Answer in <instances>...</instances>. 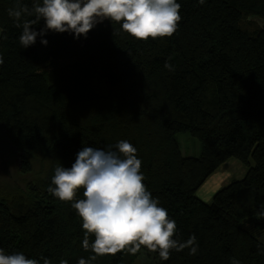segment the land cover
I'll use <instances>...</instances> for the list:
<instances>
[{
  "label": "trees",
  "instance_id": "1",
  "mask_svg": "<svg viewBox=\"0 0 264 264\" xmlns=\"http://www.w3.org/2000/svg\"><path fill=\"white\" fill-rule=\"evenodd\" d=\"M177 2L182 19L171 37L137 40L105 20L87 38L49 31L47 46L37 37L23 48L8 10L31 8L33 0H0V159H18L24 173L41 165L25 190L0 195V248L7 253L52 264L94 255L82 247L71 202L48 188L55 168H70L83 147L114 149L127 140L142 161L143 183L176 221L177 237L195 234L199 250L173 251L163 261L142 247L90 264H264V26L253 18L264 19V0ZM26 19L32 17L20 22ZM180 131L200 140V156L183 154ZM231 158L246 175L211 202L197 196Z\"/></svg>",
  "mask_w": 264,
  "mask_h": 264
},
{
  "label": "clouds",
  "instance_id": "2",
  "mask_svg": "<svg viewBox=\"0 0 264 264\" xmlns=\"http://www.w3.org/2000/svg\"><path fill=\"white\" fill-rule=\"evenodd\" d=\"M203 5L206 0H197ZM181 4L177 0H33L32 7L17 6L8 10L22 31L19 44L28 48L47 32L74 34V38H87L88 33L105 20L119 23L122 31L137 40L150 37H171L179 27L182 17ZM22 16L32 17L21 23ZM41 21L44 26L34 29ZM4 63L0 54V66ZM165 68L174 66L165 62ZM142 161L137 149L127 140H120L107 150L93 146L83 147L76 154L71 167L62 164L54 170L48 192L62 202H71L82 221L84 238L82 247L94 255L88 260L80 258L78 264H90L97 257L116 255L127 250L131 255L142 247L158 252L161 260L170 259L173 251L189 249V255L199 250L197 237L191 235L186 241L177 237L176 221L168 210L160 206L146 185L141 172ZM83 189L82 199H77ZM264 215V212L261 213ZM94 236L90 242L89 236ZM52 264L46 258H30L22 251L7 253L0 248V264ZM60 264H68L65 259ZM231 264H240L233 258Z\"/></svg>",
  "mask_w": 264,
  "mask_h": 264
},
{
  "label": "rangeland",
  "instance_id": "3",
  "mask_svg": "<svg viewBox=\"0 0 264 264\" xmlns=\"http://www.w3.org/2000/svg\"><path fill=\"white\" fill-rule=\"evenodd\" d=\"M262 26L264 19L253 17ZM181 149L186 156H200L202 152L201 142L189 131H180L177 133ZM31 173H24L21 169L20 161L11 159V161L0 159V195L14 194L15 191L22 192L28 183L36 180L40 175L41 165L35 164ZM247 173L246 166L238 159L231 158L224 166L217 170L216 174L209 177L203 186L196 192L197 196L207 202L213 200L217 190L229 184L233 179L243 178ZM219 177V178H218ZM218 178V179H217ZM217 180L221 182L222 187L217 188Z\"/></svg>",
  "mask_w": 264,
  "mask_h": 264
},
{
  "label": "crops",
  "instance_id": "4",
  "mask_svg": "<svg viewBox=\"0 0 264 264\" xmlns=\"http://www.w3.org/2000/svg\"><path fill=\"white\" fill-rule=\"evenodd\" d=\"M218 170H219V169H218ZM216 172H217V171H216ZM216 172H215L214 174H216ZM214 174H212L211 176H213ZM211 176H210V177H211ZM218 178H219V177H218ZM218 178H217V179H218ZM222 185H223V184H221V182L217 180V186H216V187L219 188V187H222Z\"/></svg>",
  "mask_w": 264,
  "mask_h": 264
}]
</instances>
